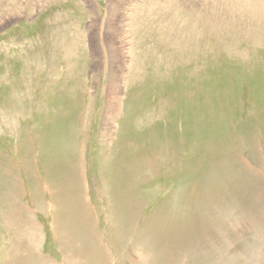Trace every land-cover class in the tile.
<instances>
[{"label": "rangeland", "instance_id": "1", "mask_svg": "<svg viewBox=\"0 0 264 264\" xmlns=\"http://www.w3.org/2000/svg\"><path fill=\"white\" fill-rule=\"evenodd\" d=\"M94 232L264 264V0H0V264L106 263Z\"/></svg>", "mask_w": 264, "mask_h": 264}, {"label": "crops", "instance_id": "2", "mask_svg": "<svg viewBox=\"0 0 264 264\" xmlns=\"http://www.w3.org/2000/svg\"><path fill=\"white\" fill-rule=\"evenodd\" d=\"M61 208L63 210V206H61ZM92 236L97 238V240L99 241V243H98L99 247H98L97 251L101 250V253L103 254L104 258L107 259L106 263L105 262L100 263L99 261H97V262H99L100 264H111L109 261V256H108L107 250H106L105 246L102 244V241H101V238L99 237V235L94 232L92 234ZM53 238L56 241L57 238L56 237H53ZM72 240H74L77 244L74 249H73ZM57 243H58L59 251H60L61 246H66V251L63 253H60L63 257V262L62 263H56V264H73V263H76L78 261H80L82 264H94L96 262V261L95 262L89 261V259H88L89 258V254H88L89 251L87 250V248L84 247L83 241L81 240V238L79 236H74V239H73V237H71V241H64L62 244H60L58 241H57ZM71 245H72V247H71ZM103 251H104V253H103ZM97 257H98V254H97ZM35 259L37 260V258H35ZM49 261H50V264L51 263L55 264L54 259H51Z\"/></svg>", "mask_w": 264, "mask_h": 264}, {"label": "bare ground", "instance_id": "3", "mask_svg": "<svg viewBox=\"0 0 264 264\" xmlns=\"http://www.w3.org/2000/svg\"><path fill=\"white\" fill-rule=\"evenodd\" d=\"M122 5V3H119L118 4V6L120 7ZM115 11H117V9L115 8V10H114V8H110L109 9V12H110V14H112V15H115ZM110 16V15H109ZM111 18V17H110ZM104 19V21L106 20V17L105 18H103ZM107 24V23H106ZM114 40L116 41V42H114ZM120 42V36L118 35V34H112L110 37H109V39L105 42V44H107V47H108V52L110 53V56H108V60H110L111 59V57L117 52V50H118V48L117 47H115L114 45L116 44V43H119ZM120 48L122 49L123 48V46H122V44L120 45ZM135 48V47H134ZM133 51V50H132ZM118 90V88L116 87V86H114L113 88H111V91L112 92H115L116 93V91ZM118 93V92H117ZM117 99V98H116ZM111 100H114V98L112 99V97H111ZM112 113H111V111H110V116H112L111 115ZM32 235V234H31ZM29 258H32L31 260L32 261H35L36 259V257H34V256H28L26 259H24V262H30L29 261Z\"/></svg>", "mask_w": 264, "mask_h": 264}]
</instances>
